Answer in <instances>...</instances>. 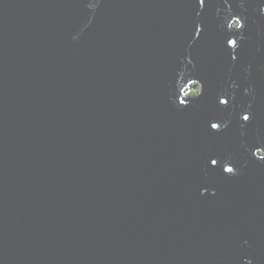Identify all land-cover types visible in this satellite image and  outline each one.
<instances>
[{
  "label": "water",
  "instance_id": "95a60500",
  "mask_svg": "<svg viewBox=\"0 0 264 264\" xmlns=\"http://www.w3.org/2000/svg\"><path fill=\"white\" fill-rule=\"evenodd\" d=\"M0 264H264V0H0Z\"/></svg>",
  "mask_w": 264,
  "mask_h": 264
},
{
  "label": "rangeland",
  "instance_id": "374dc122",
  "mask_svg": "<svg viewBox=\"0 0 264 264\" xmlns=\"http://www.w3.org/2000/svg\"><path fill=\"white\" fill-rule=\"evenodd\" d=\"M199 90L198 84H193V86L190 87V91L187 93V97H194L196 95V92Z\"/></svg>",
  "mask_w": 264,
  "mask_h": 264
},
{
  "label": "snow or ice",
  "instance_id": "6c2138e0",
  "mask_svg": "<svg viewBox=\"0 0 264 264\" xmlns=\"http://www.w3.org/2000/svg\"><path fill=\"white\" fill-rule=\"evenodd\" d=\"M200 2L203 3V0H200ZM229 44H231V45L234 46V45H235V41H229ZM224 102L226 103V101H224ZM243 119H244V120H249V116L245 115V116L243 117ZM212 127H213V128H218L219 125L213 124ZM212 163H216V161H212ZM227 171L231 172L232 169H231V168H228Z\"/></svg>",
  "mask_w": 264,
  "mask_h": 264
}]
</instances>
